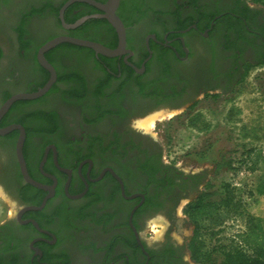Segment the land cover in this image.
<instances>
[{"label":"flooded vegetation","instance_id":"obj_1","mask_svg":"<svg viewBox=\"0 0 264 264\" xmlns=\"http://www.w3.org/2000/svg\"><path fill=\"white\" fill-rule=\"evenodd\" d=\"M67 1L0 0V9L15 7L9 20L0 12V107L52 77L37 57L49 39L117 46L100 8L107 0H74L60 14ZM116 14L121 54L56 44L43 52L54 73L48 90L0 116V131L15 126L0 132V264H207L193 258L190 205L215 191L210 177L223 157L175 160L139 122L232 97L264 65V7L119 0Z\"/></svg>","mask_w":264,"mask_h":264},{"label":"rangeland","instance_id":"obj_2","mask_svg":"<svg viewBox=\"0 0 264 264\" xmlns=\"http://www.w3.org/2000/svg\"><path fill=\"white\" fill-rule=\"evenodd\" d=\"M14 8L9 4L0 9L1 21L9 20ZM27 87L31 84L18 86ZM174 112L177 113L170 112L173 116L161 112L164 119L156 120L153 129L147 130L165 145L170 157L188 164H213L222 157L234 162L232 169L217 168L210 177L213 198L217 199L222 187L228 185L234 191L235 202L232 207L217 210L214 225L208 218L200 220L201 237L209 249L214 244L227 243L243 230L244 210L261 214L264 209V196L253 182L260 175L264 178V65L252 67L226 101L205 99L181 114ZM251 166L254 171L248 168ZM2 205L0 202V211Z\"/></svg>","mask_w":264,"mask_h":264},{"label":"trees","instance_id":"obj_3","mask_svg":"<svg viewBox=\"0 0 264 264\" xmlns=\"http://www.w3.org/2000/svg\"><path fill=\"white\" fill-rule=\"evenodd\" d=\"M264 7V0H250ZM233 160L226 159L220 161L217 168L223 166L233 168ZM254 171L253 166L248 167ZM256 186L259 194L264 196V178L257 177ZM221 195L214 199L215 191H211L201 196L198 201L191 204L193 208L190 215L195 224V234L192 240L193 258L199 262L207 264H264V209L261 214H252L244 210V228L236 235H233L227 243L214 244L211 248L206 249L201 237L202 225L201 219H209V223L214 225L217 219L215 214L222 207H232L235 202V194L228 185L222 187Z\"/></svg>","mask_w":264,"mask_h":264},{"label":"water","instance_id":"obj_4","mask_svg":"<svg viewBox=\"0 0 264 264\" xmlns=\"http://www.w3.org/2000/svg\"><path fill=\"white\" fill-rule=\"evenodd\" d=\"M72 1L74 0H69L62 6V8L60 9V14H62L63 9ZM118 3H119V0H107L105 4L100 5V8L104 11V16L106 17L107 21L114 27V29L117 32L118 44L115 48L106 47L96 41L81 39V38H76V37H71V36H65V35L56 36L52 39H49L39 48L37 57H38L39 62L42 65H44L45 67H47L48 69L52 71V77L42 87H40L36 91L26 92V93H17L9 97L0 107V116L7 110V108L10 106V104L13 101L17 99L35 98V97L42 95L48 90V88L51 86L54 80V73L50 65L47 64V62L44 60L43 52L52 48L56 44L60 42H70V43L77 44L80 46H86V47L92 48L95 52L101 53L103 55L110 56V57L121 54L125 50V47H124L125 46V28L122 24V21L116 14V8L118 6ZM85 19H86L85 16L81 17L74 24L69 25V27H74L82 23ZM14 127L15 126H9L7 128H4L0 132L5 133ZM21 145H22V141H19L16 146V151H17V155H18V159L20 162L22 172L25 175V177H27L22 154H21Z\"/></svg>","mask_w":264,"mask_h":264},{"label":"bare ground","instance_id":"obj_5","mask_svg":"<svg viewBox=\"0 0 264 264\" xmlns=\"http://www.w3.org/2000/svg\"><path fill=\"white\" fill-rule=\"evenodd\" d=\"M168 112V111H167ZM158 113V112H157ZM175 113V112H174ZM168 116H173L172 113H168L166 114ZM164 117V114H162L161 112H159L158 114H152L149 117H146L144 119H142L139 122V125L143 128H145V130H152L153 127L155 126V122L156 120H160ZM164 119V118H163Z\"/></svg>","mask_w":264,"mask_h":264},{"label":"built area","instance_id":"obj_6","mask_svg":"<svg viewBox=\"0 0 264 264\" xmlns=\"http://www.w3.org/2000/svg\"><path fill=\"white\" fill-rule=\"evenodd\" d=\"M257 180V179H256ZM254 182V184L256 183V181H253Z\"/></svg>","mask_w":264,"mask_h":264}]
</instances>
